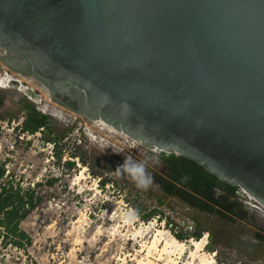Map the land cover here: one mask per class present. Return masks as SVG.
Returning a JSON list of instances; mask_svg holds the SVG:
<instances>
[{
	"label": "water",
	"instance_id": "obj_1",
	"mask_svg": "<svg viewBox=\"0 0 264 264\" xmlns=\"http://www.w3.org/2000/svg\"><path fill=\"white\" fill-rule=\"evenodd\" d=\"M0 63L264 207V0H0Z\"/></svg>",
	"mask_w": 264,
	"mask_h": 264
},
{
	"label": "rangeland",
	"instance_id": "obj_2",
	"mask_svg": "<svg viewBox=\"0 0 264 264\" xmlns=\"http://www.w3.org/2000/svg\"><path fill=\"white\" fill-rule=\"evenodd\" d=\"M5 72L17 79L18 83L14 84L32 87L40 94L41 101L32 102L50 117L54 129L64 134L60 145L58 142L53 145L42 140L43 131L20 132L17 126L21 117L10 123L0 122V164L4 165L5 175L9 172L14 182L23 188L40 183L35 190L42 198L20 223V228L31 239L29 245L20 249L4 244L8 239L2 240L0 232V264H135L132 258L138 255L142 238H133L131 233L140 227H148L145 241H149L158 228L165 229L169 235L175 231L191 234L195 229L206 228L209 232L201 236L207 235L203 253L214 254V264H264V244L254 238L264 227V207L240 191L255 219L249 224L201 213L178 198L167 196L154 183L147 190L138 189L126 175L117 176L116 167L130 156L145 162L148 172L153 169L162 173V165L157 160L160 152L51 102L42 94L37 82L35 86L30 85L0 63V75ZM5 89L12 93L11 103L13 96L21 93L13 87ZM55 152L60 154L59 161ZM76 153L82 154L90 167L72 157ZM66 161H73L74 167L67 169ZM92 170L103 171V176L118 185L109 182L101 188ZM82 171L84 178L75 181ZM9 175L4 179H9ZM122 185H129V189L120 188ZM159 200L162 205H158ZM135 208L142 214L156 209L162 212V217L155 215L143 220ZM125 212L130 214L133 226L126 224L115 231L123 224ZM165 217L167 223H163ZM169 222L178 227H169ZM192 240L190 235L178 240L188 247L179 264L188 261Z\"/></svg>",
	"mask_w": 264,
	"mask_h": 264
},
{
	"label": "trees",
	"instance_id": "obj_3",
	"mask_svg": "<svg viewBox=\"0 0 264 264\" xmlns=\"http://www.w3.org/2000/svg\"><path fill=\"white\" fill-rule=\"evenodd\" d=\"M11 95L12 93L9 90L0 89V122L10 123L12 120H18L21 117L22 121L17 126L20 132L34 134L37 131H43L42 140L55 144L62 139L64 133L54 129L50 117L38 110L29 98L21 93H16L13 96L14 101L11 103ZM55 155L57 161H59L60 154L55 152ZM73 156L77 157L82 164L90 167L82 154L76 153L72 154ZM157 160L162 165V173L153 169H150L149 173L153 177V183L167 196L176 197L187 206L201 213L217 215L219 218L228 221L238 219L249 224H253V221H255L252 212L247 208L244 194L240 192L239 188L225 183L205 171L200 165L183 156L160 152ZM65 165L67 169H72L74 162L66 161ZM91 173L99 179L101 188L109 182L118 185L115 180L103 176V171L96 172L92 170ZM8 175H5L4 165L0 164V232L2 233V240L8 239L4 244L23 249L31 243V239L20 228V223L41 201V196L35 190V186L41 184L35 183L33 187L23 188L18 182H14L12 175H9V179H4ZM120 188L129 189V185H122ZM162 204L163 202L159 200L158 205ZM135 209L143 220H148L155 215L159 219L162 217V212L156 209L149 211L147 214L140 213L138 208ZM261 230L262 232L256 233L254 238L264 244V227ZM204 232L208 233L209 230L198 228L191 234L182 235L173 232V235L177 240H183L188 235L193 239H200ZM207 247L210 248V246Z\"/></svg>",
	"mask_w": 264,
	"mask_h": 264
},
{
	"label": "bare ground",
	"instance_id": "obj_4",
	"mask_svg": "<svg viewBox=\"0 0 264 264\" xmlns=\"http://www.w3.org/2000/svg\"><path fill=\"white\" fill-rule=\"evenodd\" d=\"M12 79H13L12 75H9L8 73L0 75V87H6L7 83L11 81ZM94 122L103 124L107 128H110L120 133L119 131L115 130L114 128L108 126L107 124L99 120H94ZM83 178L84 176H83V171H82L80 172L79 176L76 175L75 181H79ZM131 220L132 218L130 214L125 212L122 215L123 224L118 226L115 231H118L119 228L125 226L126 224L132 225ZM147 233H148V227L146 228L140 227L138 229L134 228V230L131 233L133 238H142V240L140 241L141 248L138 251V255L132 258L136 260L135 264H158L160 262H162V264H179V261L182 258L183 254L188 250V247L186 246L184 242L177 241L176 239H174L173 236H170L171 234L170 235L168 234V231H166L165 229H161V228H158L155 231V233L151 236L149 241H145L143 239L145 238V235ZM206 241H207L206 234L201 239L192 240L191 245L193 248L189 249V252H188L189 259L188 261H186L185 264H214L215 263L214 256H213L214 254L212 256H208L205 253H203V247L206 244Z\"/></svg>",
	"mask_w": 264,
	"mask_h": 264
},
{
	"label": "clouds",
	"instance_id": "obj_5",
	"mask_svg": "<svg viewBox=\"0 0 264 264\" xmlns=\"http://www.w3.org/2000/svg\"><path fill=\"white\" fill-rule=\"evenodd\" d=\"M117 176L126 175L138 189L147 190L153 184V177L147 171L146 163L125 157L122 164L115 169Z\"/></svg>",
	"mask_w": 264,
	"mask_h": 264
},
{
	"label": "built area",
	"instance_id": "obj_6",
	"mask_svg": "<svg viewBox=\"0 0 264 264\" xmlns=\"http://www.w3.org/2000/svg\"><path fill=\"white\" fill-rule=\"evenodd\" d=\"M57 144L60 145L59 141H58ZM57 144L53 143V145H57ZM169 218H170V217H169ZM166 219H168V218H166V217L163 218V223H167V222H168ZM165 221H166V222H165ZM182 224H185V223H184V220H182ZM168 226L171 227V228H172L173 226H174V227H178V226H177L175 223H173V222H169V223H168ZM170 232H171V231H170ZM175 232H176V231H175ZM172 235H173V233H172ZM173 236H174V235H173Z\"/></svg>",
	"mask_w": 264,
	"mask_h": 264
},
{
	"label": "flooded vegetation",
	"instance_id": "obj_7",
	"mask_svg": "<svg viewBox=\"0 0 264 264\" xmlns=\"http://www.w3.org/2000/svg\"><path fill=\"white\" fill-rule=\"evenodd\" d=\"M16 79V78H15ZM17 82V81H16ZM16 82H14V83H16ZM18 83V82H17ZM5 88H7V87H0V89H5ZM254 202V201H253ZM254 208V207H253ZM255 209H257V211L259 210L260 211V209L259 208H255Z\"/></svg>",
	"mask_w": 264,
	"mask_h": 264
}]
</instances>
